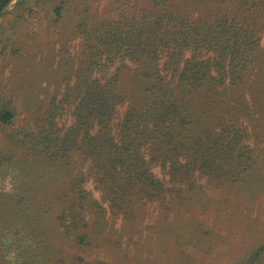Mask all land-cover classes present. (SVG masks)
<instances>
[{"label":"trees","instance_id":"16d2710c","mask_svg":"<svg viewBox=\"0 0 264 264\" xmlns=\"http://www.w3.org/2000/svg\"><path fill=\"white\" fill-rule=\"evenodd\" d=\"M42 1L54 2L55 19L68 4ZM77 30L82 41L72 82L61 83L62 91L23 126L16 125L13 103L0 96V128H10L9 143L28 156L67 167L66 190L55 195L61 206L56 220L78 245L90 246L88 219L92 229H102L100 201L132 225L148 202L180 198L182 188L191 189L201 178L219 187L259 171L262 153L246 139L253 115L254 122L264 119L258 117L264 115V88L250 82L264 30V0H254L247 15L227 4L212 20L193 23L158 9L133 13L126 23L119 17L97 28L78 24ZM129 63L134 89L125 93L122 68ZM111 66L112 73H105ZM247 87L248 96L239 94ZM68 113L70 124L58 125ZM256 130L251 135L259 141ZM89 180L100 201L85 188ZM262 255L264 243L238 264H262Z\"/></svg>","mask_w":264,"mask_h":264},{"label":"rangeland","instance_id":"374dc122","mask_svg":"<svg viewBox=\"0 0 264 264\" xmlns=\"http://www.w3.org/2000/svg\"><path fill=\"white\" fill-rule=\"evenodd\" d=\"M35 1L0 2V96L16 107L17 126L33 123L40 106L46 108L51 95L62 91L60 84L67 79L72 82L82 41L78 24L97 28L119 17L126 23L133 13L158 9L194 23L212 20L227 4L232 9L239 6L240 13L247 15L254 2L68 0L55 19L50 8L54 2ZM113 70L111 66L105 73ZM122 71L120 87L129 93L134 89V67L129 63ZM251 81L258 90L264 88V30ZM249 91L247 87L239 94L248 96ZM125 106L126 102L119 106V115ZM253 116L247 122L246 141L262 153L258 172L219 187L201 178L191 189L182 188L180 198L148 202L140 222L124 225L121 217L113 216L89 180L85 188L100 201L105 215L101 230L92 229L93 219L87 220V248L66 235L56 220L61 206L57 207L55 195L66 190L67 167L58 169L28 156L20 146L9 143L6 133L10 128H0V264H238L252 248L264 243V119L254 122ZM71 120L69 113L64 114L58 125L67 126ZM251 125L258 126L251 129ZM255 129L261 135L259 141L251 135ZM153 170L164 177L159 167Z\"/></svg>","mask_w":264,"mask_h":264}]
</instances>
